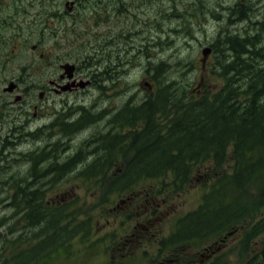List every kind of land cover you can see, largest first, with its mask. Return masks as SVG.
I'll return each instance as SVG.
<instances>
[{"label": "rangeland", "instance_id": "rangeland-1", "mask_svg": "<svg viewBox=\"0 0 264 264\" xmlns=\"http://www.w3.org/2000/svg\"><path fill=\"white\" fill-rule=\"evenodd\" d=\"M134 1L136 2V0ZM144 1L147 3V0ZM154 5L155 8L143 16L141 24L143 30L137 33V37H134L135 34L129 31L130 23L126 17H122L121 23L113 31L108 30L107 24L102 37L99 38L97 30L101 27L94 23L89 11L84 12L90 17L86 25L80 28L83 31L76 35L59 36L56 37L57 40L55 38L51 40V36L48 35L27 37V41L40 42V49L45 56L31 60L34 62L33 68L38 67V69L33 72L28 68L26 77L30 75L36 82L43 81V77L51 69L49 62L51 61L52 50L60 52L66 49L70 50L72 55L83 54V52L87 55L94 52L96 48L99 53L95 59L104 60L105 64H109L115 70L114 81L108 82V85L119 87L120 91L116 95V89L113 90L112 94L115 97H112V101L99 96V91L95 95L92 92L87 93L85 103L95 105L91 108L95 120L89 124L90 130H86L88 135L83 139L79 136L72 142L67 139L66 142L64 141L54 147V154L57 157L60 154L63 157L64 154L71 152L74 154L78 152L81 157L85 151V164L81 166L75 164L70 169L72 175L64 174L54 180L52 185L48 184L46 178L39 177L38 185L44 189L41 208L47 205L45 210L48 213L43 221L37 224L29 223L30 218L34 216L30 213L31 209H27L23 213L19 206L8 203L13 199L21 200L17 189L18 191L22 188L24 190L30 189L36 180L33 178L30 180L19 179L20 176L30 174L28 162L14 160L5 152L1 155L5 156L4 159H0V259L4 258L3 264H15L18 257L22 255L25 259L30 257L34 247H39L40 252L35 255L36 258L39 257L44 251H49L51 248V242L43 239L52 237L54 238L52 248L55 247L44 258V264H105L104 253L110 254L112 250H115L114 252L118 255L128 250L131 244L136 252L152 247L146 242L139 243L137 236L130 237L129 240L125 241L126 245H115L114 243L115 240L118 242L125 237L135 220H143L144 223V213L152 206L151 204L155 202V199H167L170 203V205L154 203L159 209L155 217L156 221H154L157 224L153 225V231L160 238L169 234L179 216L197 207L201 202L203 192L209 186V184L204 186L201 183L202 181L208 183V179L205 180L202 175L193 177L190 183L180 190L166 191L161 195L151 192L154 184L146 180H140L133 189L127 192H120L111 187L112 183L110 182L113 175L112 179L105 176L107 178L106 184H99L94 182V178L87 176L85 171H82L85 165H89L103 152L101 148L96 146L97 138L104 134V127L101 122L105 119L100 117L102 108L113 103L114 100L117 105H122L121 108H124L131 96L134 95L135 99L144 95L142 91V93L136 91L131 96L128 93L135 88L133 83L138 80L139 83L148 79L154 82L153 75L157 64L163 62L166 66L163 76H160L161 82L167 83L168 80H175L179 86L189 87L198 96L199 91L195 90L198 82H200L201 93H205L209 88L217 89L223 82L219 72L221 71L220 65L230 58L225 45L226 41H224L229 33L242 32L249 35L251 33L257 34L259 31L260 37L258 38L264 39V30H261V25L264 24V0H154ZM146 25H149L147 31L153 27L151 33L146 34ZM118 34L122 35L114 39V35ZM63 38L70 41L81 40L82 38L85 40L84 42L72 43L70 46L59 50ZM89 38L93 41L91 45L85 43ZM113 42L115 43L113 44ZM26 43L22 45L24 48L22 55L26 59L30 56L35 57L31 51L32 45L26 46ZM206 46H210L212 51L204 58L203 49ZM135 47L140 49L136 50ZM203 59L205 60L203 61ZM25 83L29 84V91L35 84L30 80ZM92 91L96 90L92 89ZM133 103L134 100H130V104L133 105ZM40 112H42L41 109L38 110V113ZM107 117L109 119V115ZM124 117L121 116L120 118L123 119ZM139 124L134 126L139 128ZM114 128L120 129V127ZM129 128L128 125H124L122 133L128 132ZM59 139L62 140L61 137ZM86 140H88L87 143H85ZM102 142L103 139L100 143ZM42 143L45 142L42 141ZM120 149L117 147L115 151ZM123 150L125 154H121L116 160H113L120 167H123L126 158L132 154V149L126 145ZM46 165L47 162L41 164L38 172L40 173ZM83 175L86 176L83 177ZM28 181L30 182L27 183ZM19 185L22 187L18 188ZM34 188L37 187H32V189ZM165 194L170 195L164 196ZM50 217L54 219V225L50 223ZM4 223L9 229L16 231L17 236L20 235V230H22L21 233L25 230L28 238L25 240L20 238L15 244H12V241L4 238L6 235L4 227H2ZM74 229H76V234L86 230L90 232V236L85 239L80 236L72 238ZM244 235L245 232L242 230L236 237L240 238ZM12 236L11 234L10 237L12 238ZM236 237L234 236L228 241L227 248L218 247V255H221L220 264H224L226 261L227 264H241L239 258L248 253L240 252L242 246ZM57 244L65 245L59 246ZM107 244L112 245L110 250L105 252L104 250L109 248ZM247 246L250 247V244L248 243ZM27 247L30 248L26 250ZM186 247L197 250L190 246ZM230 249H234V251H230L231 254L228 253ZM153 252L155 250L150 253ZM140 259L141 256L138 255V261ZM211 262L203 264H211Z\"/></svg>", "mask_w": 264, "mask_h": 264}, {"label": "trees", "instance_id": "trees-1", "mask_svg": "<svg viewBox=\"0 0 264 264\" xmlns=\"http://www.w3.org/2000/svg\"><path fill=\"white\" fill-rule=\"evenodd\" d=\"M228 43L234 55L223 64L225 80L217 90L195 97L176 81L160 85L154 129L132 133L138 144L113 187L126 191L140 180L168 176L183 187L195 176L208 178L209 191L178 237L215 239L243 230L240 252L248 253L240 263L264 264V47L253 36ZM100 165L98 160L90 167ZM23 198L34 214L31 223L48 215L37 193Z\"/></svg>", "mask_w": 264, "mask_h": 264}, {"label": "flooded vegetation", "instance_id": "flooded-vegetation-1", "mask_svg": "<svg viewBox=\"0 0 264 264\" xmlns=\"http://www.w3.org/2000/svg\"><path fill=\"white\" fill-rule=\"evenodd\" d=\"M67 1L68 0H0V133H29L50 125L53 138L52 142L57 143L60 122L58 100H63L65 97L72 98L74 103L72 104V109L78 114V117L85 113L86 91L88 90L87 84L90 80H84L85 73L83 70H80L82 68L81 65H79V67L76 65L77 69L74 76L68 79L67 74L64 72L66 69H61L67 61H65L64 58H55L44 80L41 83H37L38 88H40L42 92H27V87L25 85L26 70L28 67H33L34 62L26 60L12 61L10 56L11 37L20 38L28 34L56 36L60 32L67 31L69 28L65 26L63 22L67 17H73L79 10L80 5L78 0H70L74 4L71 6L69 5L71 10H67ZM89 1L95 6H100L98 10L99 15L105 23L108 24L109 31H113V29L119 26L123 17L122 0ZM92 10L96 11V9ZM151 10H153V8H146L144 12L147 14ZM138 13L139 8H137V11L133 15L136 16ZM14 45L21 46L18 44L17 40H15ZM33 47L34 50H36L37 46L34 45ZM39 54L43 56V53L39 52ZM75 59L78 60V58ZM100 62L102 63L100 67V78L102 81L100 83L101 88L99 94L105 100L109 97L108 99L112 101L115 95L109 92L110 85L109 91H107L105 81L107 79V64H105L104 60ZM114 72L115 71H112V73ZM109 77H112L110 73ZM112 81H114V79ZM11 83L15 84L13 91H6V85H10ZM117 88L116 95L119 93ZM77 102L80 104L77 105ZM129 102H127V104ZM48 103H52V116L43 118L45 113L39 115L38 110H43ZM67 104L69 105L68 101ZM121 106L122 105H117L114 100L113 103L102 108L100 117L105 119L101 122L105 130L111 129L120 121V113L123 109ZM86 113L88 114V112ZM70 114L73 115L72 110H70ZM107 115H109V119ZM33 117H38L39 120L34 121ZM85 122L87 123V120ZM79 136L83 138L84 133L83 135H78L77 138ZM33 143L40 145L42 140ZM139 225L140 223L138 222V224L133 226L131 238L135 235V231L138 229ZM141 226L143 230L150 231V226L146 224ZM127 240L128 239H121L119 245H126L125 241ZM130 255L128 250L119 255H112V257L124 260ZM133 256L132 254V257ZM156 261L159 262L156 263ZM154 262L155 264H185L186 253L184 248H182V251L178 254L171 251L168 252L166 257L162 260L158 258L154 260Z\"/></svg>", "mask_w": 264, "mask_h": 264}, {"label": "bare ground", "instance_id": "bare-ground-1", "mask_svg": "<svg viewBox=\"0 0 264 264\" xmlns=\"http://www.w3.org/2000/svg\"><path fill=\"white\" fill-rule=\"evenodd\" d=\"M237 39V38H236ZM232 40V39H231ZM222 42V41H221ZM240 44V43H239ZM245 45V44H244ZM243 45V46H244ZM241 46V45H240ZM230 47V46H229ZM247 47V46H246ZM239 48V47H238ZM248 49V48H247ZM236 50H237V48H236ZM250 50V49H249ZM219 61V60H218ZM225 62V61H224ZM233 66V65H232ZM225 68V67H224ZM229 69V68H228ZM227 69V70H228ZM106 70V69H105ZM104 110V109H103ZM95 115V114H94ZM114 116V115H113ZM26 124V123H25ZM23 125V124H22ZM21 127V126H20ZM19 128V127H18ZM21 129H22V127H21ZM36 129V128H35ZM18 130V129H17ZM139 134V133H138ZM138 139V138H137ZM69 140V139H68ZM69 145V144H68ZM38 177V176H37ZM42 185V184H41ZM35 199V198H34ZM32 200V199H31ZM39 203V202H38ZM35 235V234H34Z\"/></svg>", "mask_w": 264, "mask_h": 264}, {"label": "water", "instance_id": "water-1", "mask_svg": "<svg viewBox=\"0 0 264 264\" xmlns=\"http://www.w3.org/2000/svg\"><path fill=\"white\" fill-rule=\"evenodd\" d=\"M209 52H210V49L209 48H207V49L204 50V54L205 55H207Z\"/></svg>", "mask_w": 264, "mask_h": 264}]
</instances>
